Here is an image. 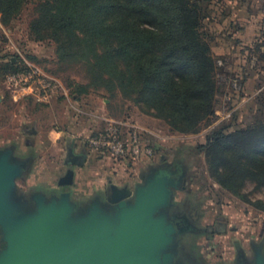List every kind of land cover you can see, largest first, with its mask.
<instances>
[{
    "label": "rangeland",
    "instance_id": "rangeland-1",
    "mask_svg": "<svg viewBox=\"0 0 264 264\" xmlns=\"http://www.w3.org/2000/svg\"><path fill=\"white\" fill-rule=\"evenodd\" d=\"M192 1L207 14L200 32L217 67L214 114L196 132L174 130L121 92L111 95L104 88L89 87L82 64L61 60L54 40L38 41L31 35L30 23L36 16L32 2L6 25L0 16V150L11 148L15 158L27 162L17 189L28 196L58 189L68 145L91 150L85 178L73 188L72 200L81 206L95 195L103 196L110 181L134 190L148 174L163 169L174 179L165 212L172 222L183 218L188 228L177 230L175 263L236 264L239 246L246 255L255 253L251 263L255 264L256 252L249 242L264 237V190L247 182L241 190L247 201L223 188L209 174L199 145L215 130L231 132L264 122V0ZM14 66L38 67L59 80L68 89V97L49 103L29 98L15 101L5 82V71ZM108 121L126 124L125 134L134 126L153 149V156L128 167L90 146L89 137L104 130ZM3 246L0 230V249ZM258 249L264 255V241Z\"/></svg>",
    "mask_w": 264,
    "mask_h": 264
},
{
    "label": "trees",
    "instance_id": "trees-1",
    "mask_svg": "<svg viewBox=\"0 0 264 264\" xmlns=\"http://www.w3.org/2000/svg\"><path fill=\"white\" fill-rule=\"evenodd\" d=\"M32 2L36 16L31 35L38 41L54 40L61 60L82 64L89 87L104 88L111 95L121 92L182 133L196 132L214 114L217 67L200 32L207 14L197 3L0 0L2 22L17 18ZM26 70L14 66L5 71V78ZM224 129L212 132L199 150L206 155L212 178L247 200L241 193L247 182L264 190V122L231 132Z\"/></svg>",
    "mask_w": 264,
    "mask_h": 264
},
{
    "label": "water",
    "instance_id": "water-1",
    "mask_svg": "<svg viewBox=\"0 0 264 264\" xmlns=\"http://www.w3.org/2000/svg\"><path fill=\"white\" fill-rule=\"evenodd\" d=\"M86 158L71 147L67 162L83 165ZM26 167L11 148L0 150V264H184L175 263L177 228L165 212L174 179L165 170L134 190L112 184L106 202L96 197L81 206L67 191L20 193L17 179ZM74 181L70 167L59 184ZM255 251V264H264Z\"/></svg>",
    "mask_w": 264,
    "mask_h": 264
},
{
    "label": "built area",
    "instance_id": "built-area-1",
    "mask_svg": "<svg viewBox=\"0 0 264 264\" xmlns=\"http://www.w3.org/2000/svg\"><path fill=\"white\" fill-rule=\"evenodd\" d=\"M5 82L15 101L29 98L39 103H49L59 96L69 95L68 89L59 80L47 76L36 66L8 74ZM106 124L104 130L89 137L90 146L102 154L106 153L118 164L126 163L128 167L153 156V149L143 142L134 126L125 134L123 126L126 124L115 121H108Z\"/></svg>",
    "mask_w": 264,
    "mask_h": 264
},
{
    "label": "flooded vegetation",
    "instance_id": "flooded-vegetation-1",
    "mask_svg": "<svg viewBox=\"0 0 264 264\" xmlns=\"http://www.w3.org/2000/svg\"><path fill=\"white\" fill-rule=\"evenodd\" d=\"M70 149V148H69ZM69 149H68V152H67V158L65 160V166H66V171L64 173V175L66 174L67 170L72 167V168H76L77 165H71L67 162V160L69 159ZM181 167V166H180ZM62 175L59 180H58V189L56 190H51L50 193L52 192H58V193H61V192H65V191H71V186L72 185H62V184H59V181L60 179L64 176ZM120 187H124V186H120ZM113 193H114V189L111 187V185L106 189L105 193L103 196H101V199L103 201H107L109 196H113ZM173 224L176 226L177 230L178 231H187L188 228L187 226H185V221L183 220V218H179V217H175L173 218ZM220 228H222L221 226H219ZM211 229H209L210 231ZM263 241H264V237L261 239L260 242H257L256 240H254V238H251L250 239V246L252 248V251L253 252H256L255 250H257L258 248H260L263 244ZM248 256L251 257L250 259V262L248 260ZM255 253L252 254L251 256L250 255H246V253L244 251H242V249L238 246L237 247V256H236V264H251L252 262L255 261Z\"/></svg>",
    "mask_w": 264,
    "mask_h": 264
},
{
    "label": "crops",
    "instance_id": "crops-1",
    "mask_svg": "<svg viewBox=\"0 0 264 264\" xmlns=\"http://www.w3.org/2000/svg\"><path fill=\"white\" fill-rule=\"evenodd\" d=\"M71 147H73V148H75V150L77 151V152H82V153H84V154H86L87 155V158H86V161H85V163L83 164V165H77L76 166V168L74 169L75 170V181H74V184L71 186V191H67V192H70L71 193V197L73 196V194H74V187H76L77 185H79V182H81V180L83 181V179L85 178V175H86V172L84 171V165L87 163V161H88V158H89V154H91V153H93V152H90L91 150H89L88 152L87 151H84V150H80V149H78L77 147H75V145L74 146H71V145H68V147H67V150L69 149V148H71ZM68 152V151H67ZM66 160V159H65ZM65 171H66V166H65V161H64V170L58 175V180H59V178L62 176V175H64V173H65ZM110 184L112 185V184H114V183H111V181H110ZM66 192V191H65ZM61 194V193H58V192H52V193H48V195H50V194ZM96 197H98L99 199H101V196L98 194V195H95L94 197H93V199L94 198H96ZM102 200V199H101ZM78 201V200H77Z\"/></svg>",
    "mask_w": 264,
    "mask_h": 264
}]
</instances>
